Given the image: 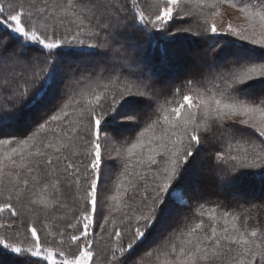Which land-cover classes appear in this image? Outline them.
<instances>
[{
  "label": "snow or ice",
  "instance_id": "snow-or-ice-1",
  "mask_svg": "<svg viewBox=\"0 0 264 264\" xmlns=\"http://www.w3.org/2000/svg\"><path fill=\"white\" fill-rule=\"evenodd\" d=\"M256 187L264 0H0L8 264H264Z\"/></svg>",
  "mask_w": 264,
  "mask_h": 264
},
{
  "label": "trees",
  "instance_id": "trees-1",
  "mask_svg": "<svg viewBox=\"0 0 264 264\" xmlns=\"http://www.w3.org/2000/svg\"><path fill=\"white\" fill-rule=\"evenodd\" d=\"M165 45L163 43L160 44H153L151 49H148V46L145 45V50L146 53L155 61V62H159L161 60V53L164 49ZM185 59H182V52L180 50H176L175 52V61L177 63H182L184 62ZM162 71H164L165 73L167 72H172L173 69L168 68V67H163ZM181 81H177V83H179ZM235 194V193H234ZM250 198L251 197H261L264 196V193L261 192V190L259 189V187H256L255 189H252L249 193ZM223 195H228V194H223ZM212 199H215V197H212ZM253 214H255V210H253ZM115 216H119V213H115ZM262 219H264V217H262ZM119 226V225H118ZM111 230V229H110ZM103 253H100L98 259H97V264H104V251L102 250ZM0 264H8V257L6 256H0Z\"/></svg>",
  "mask_w": 264,
  "mask_h": 264
},
{
  "label": "rangeland",
  "instance_id": "rangeland-1",
  "mask_svg": "<svg viewBox=\"0 0 264 264\" xmlns=\"http://www.w3.org/2000/svg\"><path fill=\"white\" fill-rule=\"evenodd\" d=\"M221 11L224 13V19L225 21H231L233 24H238V23H242V21L239 19V14L236 13L234 10L227 8V6H223L221 8ZM219 23V21H218ZM182 52V51H181ZM182 59H185L184 53L182 52ZM206 175H208L209 173H205ZM103 250V245H99L97 247V259L100 255V253Z\"/></svg>",
  "mask_w": 264,
  "mask_h": 264
}]
</instances>
